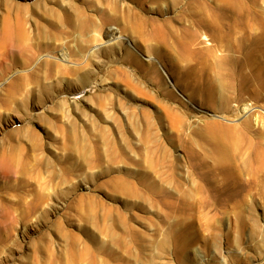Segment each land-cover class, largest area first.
Returning <instances> with one entry per match:
<instances>
[{
  "label": "rangeland",
  "instance_id": "obj_1",
  "mask_svg": "<svg viewBox=\"0 0 264 264\" xmlns=\"http://www.w3.org/2000/svg\"><path fill=\"white\" fill-rule=\"evenodd\" d=\"M0 42V264H264V0H0Z\"/></svg>",
  "mask_w": 264,
  "mask_h": 264
},
{
  "label": "bare ground",
  "instance_id": "obj_2",
  "mask_svg": "<svg viewBox=\"0 0 264 264\" xmlns=\"http://www.w3.org/2000/svg\"><path fill=\"white\" fill-rule=\"evenodd\" d=\"M236 24V23H235ZM110 34V33H109ZM114 34V33H112ZM256 38V37H255ZM258 38V37H257ZM261 39L258 40H253V39H249L248 36H243L241 38V40L239 41V43L237 44V48L238 50H240L241 54L238 56V58H233L230 49L228 47V45H224L222 47H225V57H227L228 63L235 64L236 67H240L237 69H243L245 66L249 65V63H251L252 61H254V59L256 58V56L260 55L261 53H259L262 49L263 46L262 42L260 41ZM238 41V40H237ZM233 45V44H232ZM6 46L3 45L0 42V52H2L4 50ZM6 49V48H5ZM229 51V52H226ZM3 53V52H2ZM4 57V55H2ZM1 56V57H2ZM258 58V57H257ZM2 59V58H1ZM88 60V59H87ZM233 68V66L231 67ZM236 69V70H237ZM234 70V69H233ZM238 71V70H237ZM240 71V70H239ZM244 71V70H242ZM238 73V72H237ZM175 85V84H174ZM249 107V106H248ZM245 108L247 110H250L249 108ZM244 109V110H245ZM246 112V111H245ZM258 118V117H257ZM256 121H259L258 119H256ZM217 129V131H221L222 132V136L228 137L230 139H233L234 135H233V130L231 127L229 126H219V127H215ZM235 138V137H234Z\"/></svg>",
  "mask_w": 264,
  "mask_h": 264
}]
</instances>
